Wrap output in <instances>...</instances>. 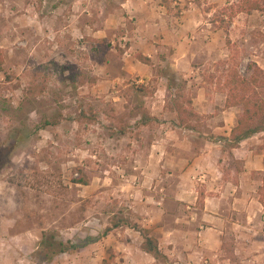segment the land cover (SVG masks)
<instances>
[{
  "label": "rangeland",
  "instance_id": "rangeland-1",
  "mask_svg": "<svg viewBox=\"0 0 264 264\" xmlns=\"http://www.w3.org/2000/svg\"><path fill=\"white\" fill-rule=\"evenodd\" d=\"M237 1L0 0V264L144 263L126 248L157 235L147 207L192 205L164 156L219 140L227 69H264V11L228 23ZM199 89L208 111L185 130L175 100L194 109Z\"/></svg>",
  "mask_w": 264,
  "mask_h": 264
},
{
  "label": "crops",
  "instance_id": "crops-1",
  "mask_svg": "<svg viewBox=\"0 0 264 264\" xmlns=\"http://www.w3.org/2000/svg\"><path fill=\"white\" fill-rule=\"evenodd\" d=\"M209 97L199 89L193 99L197 113L208 111ZM230 109H223L219 121L211 126L219 140L202 138L200 153L193 160L164 156L165 170L179 181L173 191L183 195L193 192L189 200L192 205L147 207L153 208L151 219L158 226L155 237L159 251L172 264H264V208L257 194L264 175V151H258L259 143L251 141L255 135L238 145L229 144L228 136L236 121ZM175 160L176 168L182 167L178 173L168 171ZM199 195L201 204L196 205ZM229 240L233 246L231 255H226ZM140 245L128 246V256L134 257L137 250L144 259L142 264H160Z\"/></svg>",
  "mask_w": 264,
  "mask_h": 264
},
{
  "label": "trees",
  "instance_id": "trees-1",
  "mask_svg": "<svg viewBox=\"0 0 264 264\" xmlns=\"http://www.w3.org/2000/svg\"><path fill=\"white\" fill-rule=\"evenodd\" d=\"M221 11L226 12L229 23L238 13L248 14L252 11H264V0H238L225 6ZM137 58L144 64H151V59L147 56L138 55ZM2 64L3 57L0 51V71H2ZM249 68L251 73L244 76L238 70L237 65H234L226 70L223 80L219 82L218 90L225 94L223 108H240V113L228 136V142L232 145H238L241 141L264 131V69L256 63L250 64ZM173 109L181 127L193 131L197 130V124L200 123L203 115L192 108L190 98H186L185 101L175 100ZM83 116L87 117V114L83 112ZM91 118L94 119V117ZM258 151H264V143L258 147ZM79 174L80 177L75 182L88 184V180L84 177L82 171H79ZM257 194L258 201L264 208V175ZM123 222L128 223L129 221L118 219L113 223V227H118ZM134 227L138 228V226ZM108 230L106 229V231ZM139 231H141L143 238L140 245L141 249L154 258H164L158 248V239L150 235V231L147 229H140ZM65 249L67 250L66 247Z\"/></svg>",
  "mask_w": 264,
  "mask_h": 264
}]
</instances>
